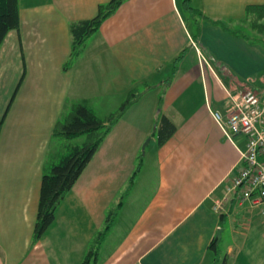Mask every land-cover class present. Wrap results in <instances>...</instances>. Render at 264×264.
Listing matches in <instances>:
<instances>
[{
    "label": "crops",
    "instance_id": "1",
    "mask_svg": "<svg viewBox=\"0 0 264 264\" xmlns=\"http://www.w3.org/2000/svg\"><path fill=\"white\" fill-rule=\"evenodd\" d=\"M107 1L20 0V26L0 46V264H81L112 209L88 264H218L222 236L217 250L210 245L227 223L234 241L221 264H264L260 210L234 194L215 207L247 138L229 139L208 108L227 116L228 92L251 88L250 69L264 67V43L209 20L197 34L184 0H124L73 57L70 23ZM249 4L264 0H191L233 29ZM130 95L33 242L44 168L64 138L53 133L60 115L84 101L106 117ZM158 114L176 125L164 143L154 133Z\"/></svg>",
    "mask_w": 264,
    "mask_h": 264
},
{
    "label": "trees",
    "instance_id": "2",
    "mask_svg": "<svg viewBox=\"0 0 264 264\" xmlns=\"http://www.w3.org/2000/svg\"><path fill=\"white\" fill-rule=\"evenodd\" d=\"M124 0H108L98 5V11L95 16L88 19L73 21L70 23L72 34V56L76 57L82 50L85 40L96 32L105 18L115 12ZM185 12L188 17L190 27L195 28L197 34L201 31L202 21L209 20L216 23L228 31L235 33L251 41H258L257 37L251 38L246 25L264 32V4H249L246 6L245 17L239 19L233 29L228 22L233 20H222L208 18L203 12L191 5V0H184ZM198 17V18H197ZM20 26V0H0V46L12 29H18ZM194 38L195 41L198 40ZM198 42V41H197ZM71 60L65 64L67 68ZM132 96L120 105L115 111L106 117L99 116L86 102L76 101L70 104L68 109H64L60 118L54 127V135L65 138H76L80 135H86L82 144L72 145L66 153L55 160L46 164L41 183V192L37 219L34 225L33 242L39 240L48 227L56 218V208L65 195L70 191L77 179L80 177L84 168L88 165L101 142L112 129L115 122L123 115L129 104L132 102ZM176 125L166 116H163L158 122L157 134L158 142L164 143L175 132ZM141 161L138 163V167ZM131 184V181L129 182ZM120 204V203H119ZM118 204V205H119ZM115 210L107 213L106 222L103 230L98 232L91 243L89 251L81 264H88L92 255L96 252L99 243L102 241L115 217ZM217 250V238L210 245ZM222 264H225L223 261Z\"/></svg>",
    "mask_w": 264,
    "mask_h": 264
},
{
    "label": "built area",
    "instance_id": "3",
    "mask_svg": "<svg viewBox=\"0 0 264 264\" xmlns=\"http://www.w3.org/2000/svg\"><path fill=\"white\" fill-rule=\"evenodd\" d=\"M200 53V59L207 61L199 50L197 43L192 41ZM229 109L224 117L218 110L208 108L215 121L225 135L234 140L235 135L246 136L245 147L240 150V160L230 174L228 192L215 207L223 209V205L234 194L236 203L246 202L256 207L264 215V89L246 88L238 92H228Z\"/></svg>",
    "mask_w": 264,
    "mask_h": 264
},
{
    "label": "rangeland",
    "instance_id": "4",
    "mask_svg": "<svg viewBox=\"0 0 264 264\" xmlns=\"http://www.w3.org/2000/svg\"><path fill=\"white\" fill-rule=\"evenodd\" d=\"M246 29L248 31H251V34L249 37H251L252 39L254 37H257L258 40L260 41H264V32H260L259 30H256L254 28H252L250 25H246ZM264 46V44H263ZM198 58H200V53L198 55ZM250 76H251V82H250V87L252 89L256 88L258 90H263L264 89V67L262 68H251L250 69ZM113 99H110L109 102H108V105L110 106L111 104L114 103V100L112 101ZM117 101V100H116ZM124 101L121 100V103ZM118 102V101H117ZM115 102V103H117ZM92 103H96V105L100 106L102 103H106L105 99H101V98H94ZM121 104H119L117 107H116V104L113 106L112 108V112H115L119 107H120ZM96 107V106H95ZM61 116V115H60ZM162 118V114H158V117L156 119V122H159ZM59 138V137H58ZM86 139V135H80L76 138H59L58 140H56V144H57V150L59 151V155H61L62 153H66L68 151V149L74 145V144H82ZM70 140V141H69ZM69 141V142H68ZM68 142V143H67ZM67 143V145H66ZM146 143V141H145ZM145 145V144H144ZM143 154H145V149L142 148V152L140 153V156L143 157ZM139 156V157H140ZM57 158V161L60 159L59 156L56 157ZM50 164H48L49 166ZM138 166V165H137ZM228 223L226 224V229L225 231L221 234L222 238H221V242H220V263L218 264H221V261L222 259L224 258L225 254L227 253V249H228V246L229 244L232 243V241H234V239L231 237V232L229 231V227H228ZM104 228V227H103ZM103 230V229H102ZM36 242V241H35ZM94 242V241H93ZM92 242V243H93ZM264 255V251H262L261 253V256ZM252 260L255 262H258V261H263V259H258V258H252Z\"/></svg>",
    "mask_w": 264,
    "mask_h": 264
},
{
    "label": "water",
    "instance_id": "5",
    "mask_svg": "<svg viewBox=\"0 0 264 264\" xmlns=\"http://www.w3.org/2000/svg\"><path fill=\"white\" fill-rule=\"evenodd\" d=\"M148 141H149V138L146 140V143H147ZM146 143H145V145H146ZM145 145H144L143 147H145ZM222 231H223V228H220V229L218 230V232H217V236L219 237V239H220V237H221Z\"/></svg>",
    "mask_w": 264,
    "mask_h": 264
}]
</instances>
